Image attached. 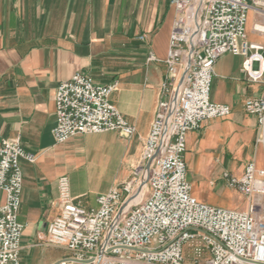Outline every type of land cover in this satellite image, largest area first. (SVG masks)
Here are the masks:
<instances>
[{"label":"built area","instance_id":"built-area-1","mask_svg":"<svg viewBox=\"0 0 264 264\" xmlns=\"http://www.w3.org/2000/svg\"><path fill=\"white\" fill-rule=\"evenodd\" d=\"M172 5L166 72L141 157L125 181L97 195L96 207L77 202L69 177L59 176L58 211L47 224L46 242L87 264H264V168L248 162L240 176L223 174L247 200L241 210L200 201L185 159L190 131L231 114L230 105L211 98L223 54L242 55L248 79L264 82V45L246 40L247 13L252 8L264 13V0H172ZM155 60L151 52L148 61ZM118 84H99L82 72L61 81L52 129L56 143L106 132L132 137L136 127L111 101ZM244 108L257 118L256 141L264 143V90L247 98ZM36 158L20 137L0 143V264H23L21 161Z\"/></svg>","mask_w":264,"mask_h":264},{"label":"crops","instance_id":"crops-1","mask_svg":"<svg viewBox=\"0 0 264 264\" xmlns=\"http://www.w3.org/2000/svg\"><path fill=\"white\" fill-rule=\"evenodd\" d=\"M175 14L172 0H0V143L20 137L24 149L37 157L21 161L23 264L59 261L45 239L58 211L59 176L69 177L77 202L96 207L99 193L131 175L160 99ZM246 40L264 45V13L254 8L247 13ZM151 52L157 60L148 61ZM243 59L233 53L218 59L211 98L230 105L231 114L190 131L185 153L193 194L202 202L241 210L248 202L223 174L240 176L248 162L264 168L257 118L244 108L247 98L264 90V82L248 79ZM76 72L99 84L118 80L111 101L136 127L132 137L106 132L93 134L94 140L83 134L56 143V89ZM86 154L116 163L119 174L109 186L91 188L79 162Z\"/></svg>","mask_w":264,"mask_h":264},{"label":"rangeland","instance_id":"rangeland-1","mask_svg":"<svg viewBox=\"0 0 264 264\" xmlns=\"http://www.w3.org/2000/svg\"><path fill=\"white\" fill-rule=\"evenodd\" d=\"M88 140H94L95 135L86 136ZM86 177H90V186L93 189H101L112 183L114 175L119 174V169L116 170L117 165L114 162L100 161V159L93 157V155L86 154L79 160ZM119 183L118 185H120ZM225 206V205H223ZM264 211V210H263ZM52 256L59 259L56 264H77L73 255L62 246H54L51 250ZM78 264H87L78 262Z\"/></svg>","mask_w":264,"mask_h":264},{"label":"bare ground","instance_id":"bare-ground-1","mask_svg":"<svg viewBox=\"0 0 264 264\" xmlns=\"http://www.w3.org/2000/svg\"><path fill=\"white\" fill-rule=\"evenodd\" d=\"M146 177H147V173H145V175H144V181H146ZM137 197H138V194L135 195L133 198H131V199L128 201V204L131 203V202H133V201H137V199H136Z\"/></svg>","mask_w":264,"mask_h":264}]
</instances>
